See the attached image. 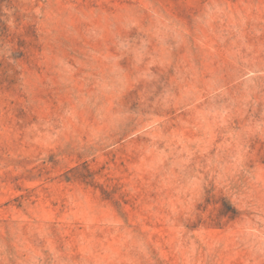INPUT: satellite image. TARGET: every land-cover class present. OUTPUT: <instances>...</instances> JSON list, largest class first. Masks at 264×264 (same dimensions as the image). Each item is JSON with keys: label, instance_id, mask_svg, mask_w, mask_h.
I'll list each match as a JSON object with an SVG mask.
<instances>
[{"label": "rangeland", "instance_id": "obj_1", "mask_svg": "<svg viewBox=\"0 0 264 264\" xmlns=\"http://www.w3.org/2000/svg\"><path fill=\"white\" fill-rule=\"evenodd\" d=\"M0 264H264V0H0Z\"/></svg>", "mask_w": 264, "mask_h": 264}]
</instances>
